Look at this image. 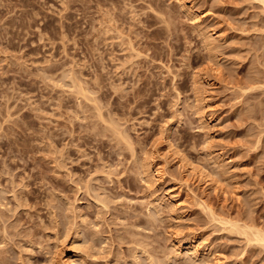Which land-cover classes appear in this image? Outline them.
<instances>
[{"label": "rangeland", "instance_id": "obj_1", "mask_svg": "<svg viewBox=\"0 0 264 264\" xmlns=\"http://www.w3.org/2000/svg\"><path fill=\"white\" fill-rule=\"evenodd\" d=\"M259 231L263 1L0 0V264H264Z\"/></svg>", "mask_w": 264, "mask_h": 264}, {"label": "bare ground", "instance_id": "obj_2", "mask_svg": "<svg viewBox=\"0 0 264 264\" xmlns=\"http://www.w3.org/2000/svg\"><path fill=\"white\" fill-rule=\"evenodd\" d=\"M261 1H263V3H264V0H261ZM176 152V151H175ZM202 172L203 171H201L200 172V174H202ZM210 178V177H209ZM248 227V226H247ZM244 228V227H243ZM253 229V228H252ZM246 231V230H245ZM253 231V230H252ZM260 232V231H259ZM258 233V232H257ZM260 233H262V232H260ZM263 234V233H262ZM257 235V234H256ZM257 236H255V238H256ZM258 239H262V241L264 240V234L263 235H258V237H257V240ZM65 263L66 264H75L76 263V260H75V258H66V261H65Z\"/></svg>", "mask_w": 264, "mask_h": 264}]
</instances>
